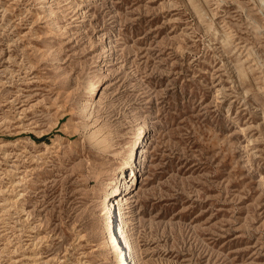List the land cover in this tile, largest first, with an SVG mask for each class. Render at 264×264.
I'll list each match as a JSON object with an SVG mask.
<instances>
[{
    "label": "rangeland",
    "instance_id": "374dc122",
    "mask_svg": "<svg viewBox=\"0 0 264 264\" xmlns=\"http://www.w3.org/2000/svg\"><path fill=\"white\" fill-rule=\"evenodd\" d=\"M119 229L264 264V0H0V264H121Z\"/></svg>",
    "mask_w": 264,
    "mask_h": 264
},
{
    "label": "bare ground",
    "instance_id": "6f19581e",
    "mask_svg": "<svg viewBox=\"0 0 264 264\" xmlns=\"http://www.w3.org/2000/svg\"><path fill=\"white\" fill-rule=\"evenodd\" d=\"M97 86H98V84L93 85V92L96 90ZM141 130H143L142 131V134H143L144 131L146 130V126L144 124L141 125L140 131ZM130 155L133 156L132 153L129 154L128 159H127V163L125 164V168L128 169L129 175H131V177L129 179H127V177L125 176V173H124V169L122 168L121 173H119L118 176L114 179V181H112L111 188L108 191L107 198L105 200L106 201L105 206L107 207L106 212H105L106 216L110 217L114 213H115L114 215L119 214L118 220L121 223L124 222V219H123L124 211H122V209H124L123 205L125 204L124 201H125V197H126V195H123V194H125L124 192L126 191V189L132 184V180H134V175H135L134 170L132 169V164H134V162H135L136 154L131 159H130ZM127 165H129V166H127ZM108 210H110V211L108 212ZM116 217H113V218H116ZM124 224H125V222H124ZM125 231L120 230V229L117 231L114 230V231H112L113 232L112 237L110 236L111 233L109 232V237L107 238V245L117 254V256L120 259L121 264H130V259H129L130 254H131L130 249H129V246L127 245V243H125L126 241L123 242V239H122V237L126 238ZM120 245H121V248H118ZM131 264H134V263H131Z\"/></svg>",
    "mask_w": 264,
    "mask_h": 264
}]
</instances>
